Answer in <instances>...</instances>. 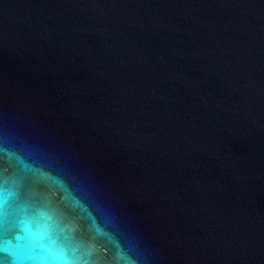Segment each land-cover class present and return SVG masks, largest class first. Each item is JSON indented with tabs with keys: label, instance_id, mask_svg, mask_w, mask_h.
I'll return each instance as SVG.
<instances>
[{
	"label": "water",
	"instance_id": "95a60500",
	"mask_svg": "<svg viewBox=\"0 0 264 264\" xmlns=\"http://www.w3.org/2000/svg\"><path fill=\"white\" fill-rule=\"evenodd\" d=\"M0 261L264 264V0H0Z\"/></svg>",
	"mask_w": 264,
	"mask_h": 264
},
{
	"label": "snow or ice",
	"instance_id": "6c2138e0",
	"mask_svg": "<svg viewBox=\"0 0 264 264\" xmlns=\"http://www.w3.org/2000/svg\"><path fill=\"white\" fill-rule=\"evenodd\" d=\"M0 264H4V262L3 261H0Z\"/></svg>",
	"mask_w": 264,
	"mask_h": 264
}]
</instances>
